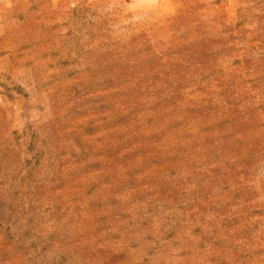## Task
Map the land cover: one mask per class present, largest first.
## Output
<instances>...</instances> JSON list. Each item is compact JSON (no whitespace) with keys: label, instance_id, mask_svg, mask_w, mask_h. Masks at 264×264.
I'll return each mask as SVG.
<instances>
[{"label":"rangeland","instance_id":"rangeland-1","mask_svg":"<svg viewBox=\"0 0 264 264\" xmlns=\"http://www.w3.org/2000/svg\"><path fill=\"white\" fill-rule=\"evenodd\" d=\"M0 264H264V0H0Z\"/></svg>","mask_w":264,"mask_h":264}]
</instances>
